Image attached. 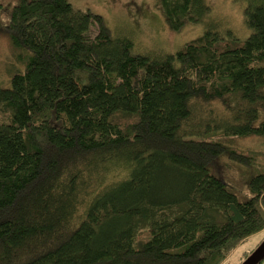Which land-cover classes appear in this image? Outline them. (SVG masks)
Here are the masks:
<instances>
[{
	"label": "trees",
	"instance_id": "obj_1",
	"mask_svg": "<svg viewBox=\"0 0 264 264\" xmlns=\"http://www.w3.org/2000/svg\"><path fill=\"white\" fill-rule=\"evenodd\" d=\"M154 8L203 30L136 51L71 0H0V264H220L264 228V149L239 145L264 141V0L245 39L207 0Z\"/></svg>",
	"mask_w": 264,
	"mask_h": 264
},
{
	"label": "rangeland",
	"instance_id": "obj_2",
	"mask_svg": "<svg viewBox=\"0 0 264 264\" xmlns=\"http://www.w3.org/2000/svg\"><path fill=\"white\" fill-rule=\"evenodd\" d=\"M78 6L89 7L103 14L111 29L115 32H128L136 51L160 50L174 52L185 41L201 34L203 25L188 23L179 32L172 31L164 22L162 15L154 8L155 0H71ZM253 0H207L213 16L233 29L235 35L245 39L248 29L244 25L242 11ZM122 33V32H121ZM8 45L0 40V83L8 86V77L3 64L10 61L7 58ZM241 148L264 149V141L257 137L240 140ZM264 241V228L243 239L222 260L220 264H237L242 261L250 250Z\"/></svg>",
	"mask_w": 264,
	"mask_h": 264
},
{
	"label": "water",
	"instance_id": "obj_3",
	"mask_svg": "<svg viewBox=\"0 0 264 264\" xmlns=\"http://www.w3.org/2000/svg\"><path fill=\"white\" fill-rule=\"evenodd\" d=\"M264 258V241L241 264H257Z\"/></svg>",
	"mask_w": 264,
	"mask_h": 264
}]
</instances>
